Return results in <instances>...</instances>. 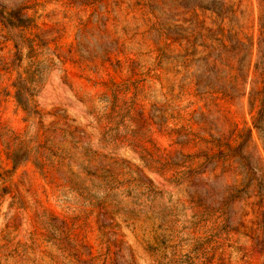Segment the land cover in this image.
<instances>
[{
  "label": "rangeland",
  "instance_id": "1",
  "mask_svg": "<svg viewBox=\"0 0 264 264\" xmlns=\"http://www.w3.org/2000/svg\"><path fill=\"white\" fill-rule=\"evenodd\" d=\"M0 3V264H264V0Z\"/></svg>",
  "mask_w": 264,
  "mask_h": 264
},
{
  "label": "trees",
  "instance_id": "2",
  "mask_svg": "<svg viewBox=\"0 0 264 264\" xmlns=\"http://www.w3.org/2000/svg\"><path fill=\"white\" fill-rule=\"evenodd\" d=\"M21 8H15L7 10L1 3H0V23L7 27V30L11 34V40L13 41L14 48L16 49L15 54H21L20 43L21 40L18 39L15 34L13 33V29L18 27H24L29 25L30 19L24 17L21 13ZM13 34V35H12ZM25 89L22 88L20 85H16L15 91V98L17 102L22 106L23 109L29 110V106L25 101L24 96ZM20 149V147L18 148ZM15 150L10 154V158L12 159L13 166L18 163L19 160V150Z\"/></svg>",
  "mask_w": 264,
  "mask_h": 264
}]
</instances>
